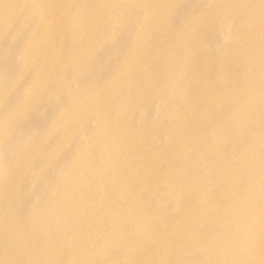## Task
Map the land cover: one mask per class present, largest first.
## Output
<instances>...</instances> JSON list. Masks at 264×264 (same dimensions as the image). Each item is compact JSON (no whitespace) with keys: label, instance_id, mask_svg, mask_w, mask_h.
<instances>
[{"label":"rangeland","instance_id":"obj_1","mask_svg":"<svg viewBox=\"0 0 264 264\" xmlns=\"http://www.w3.org/2000/svg\"><path fill=\"white\" fill-rule=\"evenodd\" d=\"M0 264H264V0H0Z\"/></svg>","mask_w":264,"mask_h":264},{"label":"bare ground","instance_id":"obj_2","mask_svg":"<svg viewBox=\"0 0 264 264\" xmlns=\"http://www.w3.org/2000/svg\"><path fill=\"white\" fill-rule=\"evenodd\" d=\"M5 131H3L2 135H0V139L4 137H6L7 133H4Z\"/></svg>","mask_w":264,"mask_h":264}]
</instances>
